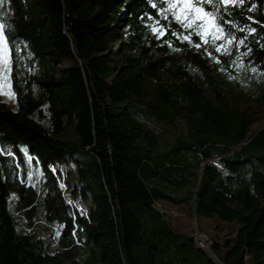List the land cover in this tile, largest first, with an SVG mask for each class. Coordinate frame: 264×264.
I'll return each instance as SVG.
<instances>
[{
    "label": "trees",
    "instance_id": "1",
    "mask_svg": "<svg viewBox=\"0 0 264 264\" xmlns=\"http://www.w3.org/2000/svg\"><path fill=\"white\" fill-rule=\"evenodd\" d=\"M199 2L245 45L218 53L167 0L0 3L16 102L12 109L0 96V264H157L165 250L143 236L137 208L156 209L167 223L155 202L188 199L196 216L237 223L232 236H209L222 264H264V127L230 103L225 81L238 64L264 73V0ZM248 9L254 20L240 14ZM181 121L176 134L153 123ZM67 160L77 169L69 180ZM153 178L188 193L175 198ZM38 200L43 221L57 227L45 226L47 241L25 229Z\"/></svg>",
    "mask_w": 264,
    "mask_h": 264
},
{
    "label": "rangeland",
    "instance_id": "2",
    "mask_svg": "<svg viewBox=\"0 0 264 264\" xmlns=\"http://www.w3.org/2000/svg\"><path fill=\"white\" fill-rule=\"evenodd\" d=\"M167 1L169 8L172 14L174 15V17L176 18L177 15H181V10L183 9V0H167ZM236 1L237 0H230L228 5H233L235 4ZM27 2L29 3L30 0H27ZM174 5L176 7H174ZM240 14L243 16V18L248 20H254L255 17V12L253 9L241 10ZM181 19H183L182 15H181ZM201 23H202L201 21L197 20L192 24V27L190 28H192L196 33L197 32L204 33L205 28L200 26ZM209 26H211V22H209ZM220 27L223 28L222 26ZM238 30H243V27L238 28ZM150 31L157 38L160 37L163 33V29L158 25H152ZM252 31L253 29L248 24L244 26V32L247 33ZM198 36L203 44H210L214 46L215 49L219 48L220 51L217 50L216 51L218 53H223V54L229 53V51L235 44H237L238 46L245 45L244 38H242L241 35L234 34L229 36L226 34L225 31H223V33L220 34V38L218 39H213L212 35H206V36L198 35ZM185 40L189 43L191 49L201 52L204 56L207 57L209 56V53L203 47L198 46V44L192 43L189 37L188 39ZM205 40H207V43H205ZM197 79L200 84H203L204 81L200 75H197ZM225 81L227 82V90H228V97L230 103L238 110H247L252 114L255 120L253 124L254 129L257 130L261 127H264V105L259 104V97L261 93L264 92V73L256 69H247L243 66V64H238L236 68H234V72L230 73L225 77ZM0 96L10 108L16 109V102L10 83V57H9L7 43L5 41L2 32H0ZM42 121L45 124H47L45 119H42ZM153 123L156 126L163 128L165 131L169 132L170 134H176L180 131L182 132L185 130V125L184 123H182V121L179 122L176 126H171V127L165 126L162 123H155V122ZM68 132L69 135L72 136L73 134L72 128H69ZM57 136L62 139H68L65 134H58ZM76 140H77V134L75 133L73 136V141ZM77 156H81V153L78 150H75L73 152V157L77 158ZM62 169L65 173H67L65 176L68 177V180L70 179V175L73 174L75 171H77V169H75L74 167L73 161L64 162L62 165ZM247 177H248V172H247ZM244 180L245 182H248V178H245ZM161 207L167 216L179 215V212L173 209L165 208L163 205H161ZM19 208L21 209V207ZM42 208H43L42 202L41 200H38L35 213L30 219H28V221L33 222L31 224L34 225L32 232L30 233L36 236H42L47 241L51 235V232H49L48 228L45 227L44 224L45 222L42 219ZM204 223H205L204 230L194 229L192 231V235H194L197 232H202L211 236L215 230V228H212L213 223L207 220L204 221ZM236 227H237V223L235 221L225 222V224L222 225L220 229L221 230L220 239L228 236H232V234L236 230ZM208 252L209 253H206V255L207 257H210V259L214 262V264H222L220 258L222 257L223 250L212 249V253L211 251ZM155 257L158 256L156 255ZM201 261L206 262L207 259ZM140 264H150V263L148 259L147 260L143 259L141 260ZM207 264L209 263L207 262Z\"/></svg>",
    "mask_w": 264,
    "mask_h": 264
},
{
    "label": "crops",
    "instance_id": "3",
    "mask_svg": "<svg viewBox=\"0 0 264 264\" xmlns=\"http://www.w3.org/2000/svg\"><path fill=\"white\" fill-rule=\"evenodd\" d=\"M151 184L164 189L166 188L178 199L185 198L188 193L185 190H170L166 183L159 178H153ZM160 204L165 208H170L179 212V215L168 216L166 223L162 220V217L156 209L143 206L137 208V214L143 224V236L149 235L150 243L165 250V253H161L160 255L161 262L157 264H206L204 261L207 257L206 253L202 254L197 250L198 247L195 242L191 243L189 241V238L192 236V231L194 229L204 230V221H211L213 223L212 228H215L212 236L217 235V238L220 239V229L225 222H220V220H217L215 217L204 218L203 216H196L192 199L180 203L160 200Z\"/></svg>",
    "mask_w": 264,
    "mask_h": 264
},
{
    "label": "snow or ice",
    "instance_id": "4",
    "mask_svg": "<svg viewBox=\"0 0 264 264\" xmlns=\"http://www.w3.org/2000/svg\"><path fill=\"white\" fill-rule=\"evenodd\" d=\"M2 2L3 0H0V3ZM219 2L226 6L229 4L230 0H219ZM174 7L176 6L174 5ZM181 15L183 16V19H181ZM181 15H177L176 19L185 27H192V24L197 20L202 22L200 26L205 28V32H197V35H212L213 39H218L220 38V34H222L224 31V29L221 28L217 23L218 17L216 12L214 10L209 11L205 9L199 0H183V9L181 10ZM209 22H211V26H209ZM2 31L3 25H0V32ZM185 39H188V37H185ZM205 43H207V40H205ZM216 50L220 51L219 48Z\"/></svg>",
    "mask_w": 264,
    "mask_h": 264
},
{
    "label": "built area",
    "instance_id": "5",
    "mask_svg": "<svg viewBox=\"0 0 264 264\" xmlns=\"http://www.w3.org/2000/svg\"><path fill=\"white\" fill-rule=\"evenodd\" d=\"M65 181V178L62 176L60 179H59V184L61 185V187L63 188V192L67 190V187H66V184L64 183ZM62 192V194H63ZM63 199L65 200V202L69 203L72 205L73 208H78V209H81L80 206H77L76 203L74 202V200H67L64 196H63ZM155 207L160 210L161 212H164V210L162 209L161 205L157 202H155ZM46 227H50L51 230H56L57 227L56 226H52V225H48L47 223H44ZM34 227L33 224H25V229H28V230H32ZM193 238H194V241L200 246L202 247L203 249L207 250V251H210V248H209V245H210V238H209V235L205 234V233H202V232H197L193 235Z\"/></svg>",
    "mask_w": 264,
    "mask_h": 264
},
{
    "label": "water",
    "instance_id": "6",
    "mask_svg": "<svg viewBox=\"0 0 264 264\" xmlns=\"http://www.w3.org/2000/svg\"><path fill=\"white\" fill-rule=\"evenodd\" d=\"M66 210H67L68 213L71 212V209H70V207L68 205H66Z\"/></svg>",
    "mask_w": 264,
    "mask_h": 264
}]
</instances>
